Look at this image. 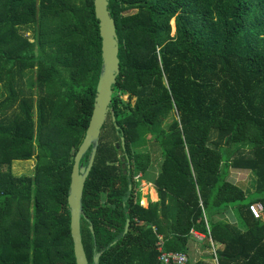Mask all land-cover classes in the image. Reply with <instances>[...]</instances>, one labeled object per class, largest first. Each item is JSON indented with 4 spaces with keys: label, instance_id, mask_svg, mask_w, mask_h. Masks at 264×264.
Returning <instances> with one entry per match:
<instances>
[{
    "label": "trees",
    "instance_id": "16d2710c",
    "mask_svg": "<svg viewBox=\"0 0 264 264\" xmlns=\"http://www.w3.org/2000/svg\"><path fill=\"white\" fill-rule=\"evenodd\" d=\"M108 10L120 72L83 189L89 264L96 253L99 264H161L159 237L187 253L192 231L217 264H264V220L248 209H264V0H109ZM101 63L93 0H0V264H76L67 197ZM121 94L134 105L123 109ZM148 136L161 154L148 181L159 200L143 207ZM33 157L31 176L12 174ZM231 169L256 176L253 198Z\"/></svg>",
    "mask_w": 264,
    "mask_h": 264
},
{
    "label": "water",
    "instance_id": "95a60500",
    "mask_svg": "<svg viewBox=\"0 0 264 264\" xmlns=\"http://www.w3.org/2000/svg\"><path fill=\"white\" fill-rule=\"evenodd\" d=\"M95 17L99 22V35L101 38V69L96 86L94 106L85 138L75 154L71 181L68 190L67 203L70 210V231L73 241V250L76 264H89L81 236V218L83 216V189L85 182L94 164L97 149L99 146L101 129L104 126L108 115L113 116L111 108L113 98V87L119 75V40L116 34V27L113 18L108 10L109 0H93ZM112 120H115L112 117ZM122 150L118 151L119 156L124 150V138L121 137ZM90 150L87 165L81 163L82 157ZM122 162L124 158L121 157ZM125 167V165H123ZM129 227V220L125 225L124 233ZM92 230V229H91ZM102 253L93 256V264H99Z\"/></svg>",
    "mask_w": 264,
    "mask_h": 264
},
{
    "label": "rangeland",
    "instance_id": "374dc122",
    "mask_svg": "<svg viewBox=\"0 0 264 264\" xmlns=\"http://www.w3.org/2000/svg\"><path fill=\"white\" fill-rule=\"evenodd\" d=\"M171 27H172V35L175 32V27H174V21H171ZM23 33L25 36H28L31 38L32 32L30 29H25L23 30ZM0 94H1V88H0ZM119 98L120 103L123 106V109H126L128 105L133 106L135 103L136 98L135 97H129L128 94H121L117 96ZM126 112V110H124ZM108 118L105 123H108ZM104 135L111 137V131L109 130L108 125L103 131ZM116 146H119L118 143H116ZM140 151L143 152H148L151 157H152V167L149 169L148 173L145 174L143 177H140V174L137 175L136 178H139L138 180L140 181L139 187L141 190V194L146 195L145 197L148 199V196L151 200H155L156 196L153 194V189L154 185L152 183H149L148 181H153L154 177L159 171L160 163H161V154L160 150L155 143V141L152 139V137L148 136L147 137V143L143 148L139 149ZM122 161L121 156H120V162ZM124 165V164H122ZM35 166V158L33 157L31 160L27 161H13L11 169H12V174L14 176H31L33 174V169ZM228 180L233 183L234 185L240 187L243 191H245L247 199H251L255 196V190H256V185H257V178L256 176L249 172V171H243V170H234L231 169L229 171V177ZM146 190V191H145ZM148 194V195H147ZM151 196V197H150ZM155 198V199H153ZM247 201V200H246ZM140 203L146 204V199L143 198ZM227 212V211H226ZM224 213V218L227 221H233L229 219L228 216H230V212ZM220 219V218H217ZM264 220V219H263ZM229 221V222H230ZM232 224V223H231ZM232 225H235L233 223ZM193 259V258H191ZM213 262V261H212Z\"/></svg>",
    "mask_w": 264,
    "mask_h": 264
},
{
    "label": "built area",
    "instance_id": "2783aa9c",
    "mask_svg": "<svg viewBox=\"0 0 264 264\" xmlns=\"http://www.w3.org/2000/svg\"><path fill=\"white\" fill-rule=\"evenodd\" d=\"M138 179V178H136ZM249 212L252 215L254 219L263 220L264 219V209L263 205L261 203H252L248 206ZM192 239L200 238L201 235L196 232L192 231ZM161 236L159 237V242L157 243V252H158V261L161 264H188L189 263V257L187 253L183 252H168L163 249V243L161 240ZM211 242V240H210ZM212 254L214 256V262L217 264V255H216V248L212 246Z\"/></svg>",
    "mask_w": 264,
    "mask_h": 264
},
{
    "label": "crops",
    "instance_id": "0c3cea01",
    "mask_svg": "<svg viewBox=\"0 0 264 264\" xmlns=\"http://www.w3.org/2000/svg\"><path fill=\"white\" fill-rule=\"evenodd\" d=\"M146 191V190H145ZM153 193H155V196H156V200H151L150 198H149V196H148V199L145 197L146 195H143L142 196V198H141V200L143 199V198H145L146 199V205L144 206V205H142L143 207H147L148 206V202L150 201V202H157L158 200H159V198H158V194L156 193V190L155 189H153ZM148 195V194H147ZM151 197V196H150ZM153 199H155V198H153ZM228 212H230L229 214H230V216H228L229 217V219H231V220H233V221H230V223H236V218H235V216H234V214H233V212L232 211H227L226 213L228 214ZM200 234V233H199ZM201 235V237L200 238H197V239H195V238H193V239H191L190 240V242H189V248H188V252H187V255H188V257H189V260L191 261V262H195V261H198V260H200V259H203V260H207V261H213L214 262V256H213V254H212V246H213V243L212 242H210V244H211V248H208V247H206V238H205V236L203 235V234H200ZM213 257V258H212ZM191 258H193V259H191ZM212 258V259H211ZM215 263V262H214Z\"/></svg>",
    "mask_w": 264,
    "mask_h": 264
},
{
    "label": "bare ground",
    "instance_id": "6f19581e",
    "mask_svg": "<svg viewBox=\"0 0 264 264\" xmlns=\"http://www.w3.org/2000/svg\"><path fill=\"white\" fill-rule=\"evenodd\" d=\"M153 194H155V193H153Z\"/></svg>",
    "mask_w": 264,
    "mask_h": 264
}]
</instances>
